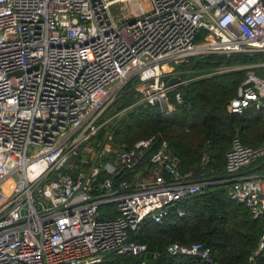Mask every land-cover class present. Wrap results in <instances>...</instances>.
Listing matches in <instances>:
<instances>
[{"label":"built area","instance_id":"2783aa9c","mask_svg":"<svg viewBox=\"0 0 264 264\" xmlns=\"http://www.w3.org/2000/svg\"><path fill=\"white\" fill-rule=\"evenodd\" d=\"M131 1L0 0V264L141 256L147 247L131 236L146 218L160 223L169 208L214 184H227L231 201L264 218V142L253 148L234 138L221 181L182 175L159 136L119 148L113 161L87 172L82 165L67 169L103 126V110L129 75L146 84L136 104L164 113L172 111L169 93L192 80L170 85L172 63L201 54H264V0ZM114 4L119 16L110 12ZM254 69L264 72V61L215 72L247 71L230 114L264 109V77ZM175 100L182 103L178 93ZM147 157L151 176L116 182ZM167 253L208 261L199 244H173Z\"/></svg>","mask_w":264,"mask_h":264},{"label":"trees","instance_id":"16d2710c","mask_svg":"<svg viewBox=\"0 0 264 264\" xmlns=\"http://www.w3.org/2000/svg\"><path fill=\"white\" fill-rule=\"evenodd\" d=\"M203 35L204 32H200L196 42H201ZM261 61H264V54H207L185 59L166 78L167 81L178 79V82L192 79L169 93L170 112L161 113L146 103L136 104L141 94L134 91L133 83H129L106 116L110 112L126 110L125 113L101 126L90 139L96 152L107 144L127 150L140 140L159 136L178 157L182 175L193 180H223L226 177L225 155L234 138L253 148L263 144L264 109L250 107L242 114H230L227 105L247 71L215 72L220 68L230 69ZM254 72L264 77L262 69H254ZM176 93L181 96V104L175 100ZM80 156L78 153L75 162L82 165L84 172L92 164L100 166L116 157L113 153L94 163L85 160L81 164ZM152 168L147 157L115 180L117 183L132 182L136 177H149ZM103 177L105 174L101 172L99 180ZM227 189V184L207 186L200 194L169 208L160 223L146 218L131 236L134 242L146 245L145 254L137 257L111 254L98 264H250L251 257L254 264H264V253L258 252L264 234V218L253 219L244 204L229 199ZM176 208L182 209L184 216L179 217ZM173 244L184 247L199 244L201 250L208 252V261L198 256H171L167 247Z\"/></svg>","mask_w":264,"mask_h":264},{"label":"rangeland","instance_id":"374dc122","mask_svg":"<svg viewBox=\"0 0 264 264\" xmlns=\"http://www.w3.org/2000/svg\"><path fill=\"white\" fill-rule=\"evenodd\" d=\"M143 1H144L143 5H146L147 4V1L146 0H143ZM118 6H119L118 4H114V5L111 6L110 12L112 13L113 16H119L120 11L118 9ZM203 55H207V54H203ZM178 64L179 63H177V64L176 63H172V66L175 67ZM170 65H169V67H170ZM165 69H167V68H165ZM129 83H133L134 91L136 93H139V94H142L141 89H142L143 86L146 85L145 83L141 82L137 76H133L132 74L129 75L128 80L121 87L120 91L118 92V94L116 95V97L114 98V100L112 102L108 103L107 106H106V108L104 107L105 109L103 110V112L101 114V117H100V122L101 123H104L103 125L110 124L111 122H113L114 119L122 117V115L125 113V110H123V111H117V112H114L112 114L110 112L109 113L110 115L106 116V112L113 106L114 102L117 100L118 96L122 92V89L126 85H128ZM134 83H135V85H134ZM143 84H145V85H143ZM115 114H117V116ZM116 150H117V148H113V147H111L110 144H107L99 153H97L96 150H95V145H94L93 141L90 140V139H88L86 142L82 143L76 149V152L75 153H77V154H75L74 156L71 157V159L69 160V162L67 164V169L73 170V169H76V167H79L80 168V166L79 165L77 166L76 165L77 163L75 162L76 159H77L78 153L81 154V156L79 158L80 159V162L81 161H85V160H87V161L91 160L92 163H94L96 160H102V159H104L105 156H107V158H108V156L110 154H113V153L115 154ZM88 156H89V159H88ZM260 172H264V170L263 171H260Z\"/></svg>","mask_w":264,"mask_h":264},{"label":"water","instance_id":"95a60500","mask_svg":"<svg viewBox=\"0 0 264 264\" xmlns=\"http://www.w3.org/2000/svg\"><path fill=\"white\" fill-rule=\"evenodd\" d=\"M178 81H179L178 79H171V80L169 81V84H170V85H173V84L177 83Z\"/></svg>","mask_w":264,"mask_h":264},{"label":"bare ground","instance_id":"6f19581e","mask_svg":"<svg viewBox=\"0 0 264 264\" xmlns=\"http://www.w3.org/2000/svg\"><path fill=\"white\" fill-rule=\"evenodd\" d=\"M130 1H131V0H130ZM131 3H134V2L131 1ZM128 4H129V2L127 3V5H128Z\"/></svg>","mask_w":264,"mask_h":264}]
</instances>
